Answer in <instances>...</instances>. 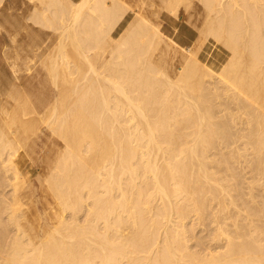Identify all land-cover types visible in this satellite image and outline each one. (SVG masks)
<instances>
[{
	"label": "bare ground",
	"instance_id": "1",
	"mask_svg": "<svg viewBox=\"0 0 264 264\" xmlns=\"http://www.w3.org/2000/svg\"><path fill=\"white\" fill-rule=\"evenodd\" d=\"M38 1L64 67L45 62L61 80L46 111L19 95L15 113L2 109L0 264H264V0H200L203 12L190 11L197 0ZM182 7L203 24L180 50L158 20L176 23ZM41 120L65 144L48 230L24 209L17 160ZM194 220L211 232L197 249ZM160 238L161 258L149 249Z\"/></svg>",
	"mask_w": 264,
	"mask_h": 264
},
{
	"label": "rangeland",
	"instance_id": "2",
	"mask_svg": "<svg viewBox=\"0 0 264 264\" xmlns=\"http://www.w3.org/2000/svg\"><path fill=\"white\" fill-rule=\"evenodd\" d=\"M127 1L132 5H135L137 3V0H127ZM199 2H200V0L195 1V3H197V4H199ZM200 3L202 4V5L200 4V7L197 4L193 5V9L190 8V11L194 12L196 10L197 11L201 10L200 12H203V10H204L203 3L202 2H200ZM41 7H42V5L39 3L38 0H4L3 3L0 5V110H1L0 117L2 115L5 116V113L2 112L4 109L5 110L8 109L7 111H9L10 115H12L13 112L16 109H18L17 108L18 105H17L16 101L14 100L18 95H19L20 101L22 100L21 98L24 99L27 96V98L31 102V104L33 103V105L36 106L37 109L41 112L46 111L45 110L46 107L52 105L54 103L55 99L57 100L59 90L57 91L56 87H59V88L61 87V82H60L61 80L58 79V82H57V79H56L57 86L56 85L54 86V83H55L54 77L52 75L50 77L49 70H48V68H46L45 62L48 59H50V58L52 59L54 57L53 60L54 61L56 60L58 62L60 61V65L62 64L61 67H64L63 62H62L63 59L61 58V52H60L61 49H60V44H59V42H60V30L55 31L54 27H52V29H51V27H47L43 23L39 24L40 21L37 20V18H39V17L35 18L36 14H34L33 10H36V9L41 10ZM186 11H188V10L186 9ZM32 13L34 15L33 17H32ZM187 13L188 12H185V8L182 7L181 11L179 13V16H177V18H176V23H174L173 20L167 16H163L162 18H160L158 20L160 22V25L162 26V31L165 34L164 35L165 39L167 41H170L173 39V41H171V42L175 41V43H172V44L173 45L176 44L174 46H176L180 50H183L181 48V46H188L192 42L195 41L196 38L194 36H198L200 34L199 28L203 24L202 23L203 21H199V23L201 24L200 25L198 23V21H196V19H194V17H192V21L190 20L191 18L189 19L190 20L189 22H191V23L187 22V20L189 18L187 16ZM164 17H165V19H164ZM33 18L36 21H34ZM195 21H196V24H195ZM41 25H44V26H41ZM192 25H194V26H192ZM195 27L196 28L198 27V28L196 29ZM166 34H167V36H166ZM191 34H193L192 37H194V39L193 38L189 39V36ZM164 45H165V43H164ZM205 47L206 48L212 47V50L213 49L214 50L219 49L221 51L220 60H224L227 57L228 50L222 44L216 42L212 37H209L205 41ZM68 48H69L68 52L71 53L70 55H72V58L76 59L77 58V57H75L76 53H74L72 48L71 49H70V47H68ZM167 48H168V46H167ZM168 49L171 50L170 47ZM58 51L60 53V56H59ZM55 53H57V54H55ZM46 54H47V56H46ZM177 55L180 56L179 51L177 52ZM218 57H219V55H218ZM58 58H59V60H58ZM180 64H181V62L177 61L176 67L180 66ZM59 68H60V66H58V69ZM48 74H49V76H48ZM59 82H60V85H59ZM59 95H60V92H59ZM20 96H22V97H20ZM58 98H59V96H58ZM19 99H18V101H19ZM70 99L72 100V98H69L68 102L71 101ZM28 100H26V98H25V101L22 102L23 101L22 100L21 103L23 104V103L27 102ZM52 101H53V103H52ZM14 102H15L17 107H15ZM21 103H19V105ZM12 106H14L16 108V109L14 108L15 110L12 109L14 111L11 110V108H13ZM20 107L21 106H19V109H20ZM43 121H44V119H43ZM41 123H42V125H40L41 130L39 129L40 137L37 138V142L34 143L31 138L30 139L33 143H30L29 139H27L28 141L25 140V141L21 142L23 144L27 143L28 145L27 144L26 145L28 148L25 146H24L25 148L23 147V149H25V151H27L26 153L22 149V146L19 148V151L17 154V160L19 162V167H20L21 171L25 175L28 176L27 183L25 184V186L22 188V190L20 192L22 201L24 202V204H23L24 209L26 208L25 209L26 212L29 211L28 215L31 214L30 219L32 221V225L35 222H37L36 225H34V226H37V228H40L39 225H41L43 223V225L41 227L48 230V228H46V227H49L47 224L50 225V224H52V222H55V220H56V217L54 216L55 211L58 210L60 212V210H62V208H61L62 206L60 205V203H58L60 201H57L59 198L57 197L56 192H55L57 190V188H55V183L53 184L54 187L51 185V183L54 182L55 178H56V180H58L60 173L61 174L63 173L61 171L58 172L59 173L58 176L56 175L58 177L57 178L56 176H54L55 174H53L52 172L54 171L53 167L55 166V164H53V163L54 162L56 163L57 156H59L58 154L62 150L61 148L63 147L64 141H63V139L61 141V137L58 136L57 134H56L57 135L56 136L55 134L50 132V129L45 124L46 120H45L44 124L41 120L40 124ZM46 128H48V129H46ZM100 137H101L100 140L104 143L103 146L104 147L109 146V145H107V144H109L108 138L106 140V138L102 134H100ZM50 141H51V143H50ZM57 141H58V143H57ZM30 144H31V146H29ZM33 144H35V145H33ZM64 147H65V144H64ZM93 151L90 152V155L91 154L93 155V153H94ZM27 153H28V155H27ZM51 170H52V172H51ZM49 172L52 173V175L55 177L54 179H52V175H50ZM49 175L51 177V179H49V181L50 180L52 181V182L50 181V187L53 188V189H51L53 191H50V189L48 188L49 184L47 185L46 180L48 178H50ZM46 177H48V178H46ZM5 189L7 191L8 188H5ZM10 192L11 191L9 190L8 193H10ZM54 192H55V195H54ZM55 198H57V200ZM58 206H59V208H58ZM27 208H29V209L27 210ZM64 213L68 214L70 217V214H71L70 210L65 211ZM53 216H54V218H53ZM37 219H40L39 222ZM51 219H52V221H51ZM42 220H43V222H42ZM44 220L47 223L44 222ZM49 220H50V222H49ZM193 222L195 223L194 224V233H196V236L191 237L192 238V239H190L191 241L189 240L188 241L189 243L188 242L187 243L189 245H192L191 248L197 249L198 247H200L199 244H197V239L199 237H201L203 240H205L207 238V240L209 241L211 232L208 229H205V231H204L203 227H202L204 225L197 224L196 223L197 221L194 220ZM164 229H165V227H162L161 231H164ZM100 231L103 232V229H101ZM192 233L193 232H191L189 234V236H191ZM207 233L209 234L208 236H207ZM70 240H74V239H70ZM160 240H161V238L158 239V241H156L154 244H152L155 246L151 245L149 248V249H151V247H152V249H154V250L151 254L156 253L159 258H161L162 254L168 248L167 246L165 247L162 245L163 242L160 244V242H161ZM207 240H205V242H208ZM158 244H160V245H158ZM153 247H155V248H153ZM163 247L166 248V250L164 249L165 250L164 252L162 249ZM169 249H172V247L170 246ZM155 250H156V252H155ZM160 250H162V252ZM158 252H159V254H158ZM157 255H155V256H157ZM149 256H151V255H149ZM176 256L179 257L178 254ZM177 257L175 258V262H178V260H180ZM146 261H150V260L147 259ZM181 261H183V260H181ZM188 264H191V263H188Z\"/></svg>",
	"mask_w": 264,
	"mask_h": 264
}]
</instances>
